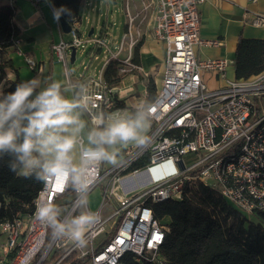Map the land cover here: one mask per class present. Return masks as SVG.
Instances as JSON below:
<instances>
[{"label": "built area", "instance_id": "built-area-1", "mask_svg": "<svg viewBox=\"0 0 264 264\" xmlns=\"http://www.w3.org/2000/svg\"><path fill=\"white\" fill-rule=\"evenodd\" d=\"M205 1L153 0L142 7L150 13L154 40L164 49L162 78L152 101L156 111L148 132L151 142L146 147L126 149L115 165L99 166L90 193L97 187L101 189L102 200L91 210L99 214L100 222L86 233L88 245L79 248L69 240H53L51 230L35 219L38 197L52 200L61 218L89 210V205L83 209L73 207L75 193L62 190L63 180L49 179L47 183L42 181L31 215L0 223L6 259L0 264H120L126 253L133 254L137 261L161 264L159 250L168 229L154 218L151 205L181 201L196 183L217 191L242 214L264 213V69L249 79H226L233 61L197 60V47L222 45L217 39L200 37L199 10ZM0 3L15 9L13 0ZM125 17L116 52H109L110 35L106 29L91 38L98 51L92 59L99 60V54L107 58L96 77L84 78L77 84L90 85L105 112L118 109L123 95L118 88L107 87L104 71L119 54L126 53L118 69L119 75L125 73L131 67L137 41L132 35L137 15H130L127 5ZM244 17L252 27L264 28V15L247 12ZM70 27L71 41L52 45L57 62L63 65L72 48L75 56L83 53L80 19L72 21ZM2 55L0 45V62ZM24 61L31 71L36 69L30 57ZM203 74L224 79V84L210 89ZM83 115L91 126L88 114ZM142 160L146 164L138 168ZM155 166L166 167L167 173L155 179L151 172ZM110 202L113 207L106 210Z\"/></svg>", "mask_w": 264, "mask_h": 264}, {"label": "clouds", "instance_id": "clouds-1", "mask_svg": "<svg viewBox=\"0 0 264 264\" xmlns=\"http://www.w3.org/2000/svg\"><path fill=\"white\" fill-rule=\"evenodd\" d=\"M45 84L40 88L36 77L17 83L12 92H0V152L15 153L24 176L35 171L45 183L63 180L62 190L75 193L73 207L83 209L101 164L115 165L129 144L146 147L151 142L148 132L156 105L143 99L132 109L105 112L90 85L58 80ZM67 91H72L71 99L63 94ZM84 113L91 123L86 143L80 137L86 127ZM34 215L51 230L53 240H69L79 248L88 245L86 233L100 222L90 209L61 218L53 201L43 197H38Z\"/></svg>", "mask_w": 264, "mask_h": 264}, {"label": "trees", "instance_id": "trees-1", "mask_svg": "<svg viewBox=\"0 0 264 264\" xmlns=\"http://www.w3.org/2000/svg\"><path fill=\"white\" fill-rule=\"evenodd\" d=\"M56 13L68 23L79 18L84 0H49ZM34 6H37L34 3ZM15 9L0 3V45L3 55L0 62V81L3 93L12 92L18 80L9 81L4 70L10 67L5 59V50L19 40V30L13 22ZM132 62L138 66L137 49ZM234 78L249 79L264 69V39H246L239 36L233 56ZM121 61L112 60L103 74L108 88H119L122 77L118 69ZM157 88L153 80L146 86V97L153 101ZM119 108H125L119 101ZM89 130V121L86 119ZM22 142V137L17 143ZM145 160L138 162L144 167ZM15 165V170H13ZM22 165L15 153L0 152V223L18 216H29L34 211L33 200L41 188L42 180L35 171L28 176L21 173ZM154 218L165 225L168 231L159 250L161 264H264V213L245 215L227 203L215 190L196 183L191 186L181 201L151 205ZM247 217L250 218L247 221ZM70 264H84L72 261ZM120 264H157L137 261L126 253Z\"/></svg>", "mask_w": 264, "mask_h": 264}, {"label": "crops", "instance_id": "crops-1", "mask_svg": "<svg viewBox=\"0 0 264 264\" xmlns=\"http://www.w3.org/2000/svg\"><path fill=\"white\" fill-rule=\"evenodd\" d=\"M151 1L153 0H150V2ZM148 2L149 1L146 3ZM34 3L37 6H34ZM13 6L15 7L13 22L19 30V41L5 50L4 57L10 62V67L4 70L7 80H18L21 82L39 77L41 80L40 88H43L46 87L45 82H50L52 80H58L62 84L69 81L70 84L77 85L82 79L93 76L95 69L93 63L98 60L94 61L92 56L98 53L97 49L93 48L87 52L85 57L89 61V66H87L85 73L82 74L75 72V70L69 66L71 65L70 58L66 65L57 62L52 51V45L59 41L68 42L67 40L69 39H66V35L60 30L57 13L49 0H38L36 2L31 0H13ZM134 9L133 7L134 13L131 14L128 6L130 15L136 14V10ZM93 10V0H84L78 18L81 21V27L79 29L81 38L87 32L89 33L90 30H93L91 35L95 31L93 28L89 29L87 25L89 20L87 13ZM247 12L264 15V0H255L254 2L250 0H206L199 10L200 37L202 39H217L221 41L222 45L219 47H197L195 50L197 60L228 59L233 61L234 51L239 36L246 39H264V28H254L249 25L247 19L244 17ZM82 19L86 20V26H82ZM139 20L141 24L144 22L143 18H138V23ZM148 20L147 24L143 25L144 27L142 26L141 28L143 30L142 32H144V34H142L145 37L137 49L139 64L136 66L131 62V67L139 69L146 76L150 74L153 77L150 78L153 80L158 90L162 78L164 49L162 44L155 40H153L154 44L149 43L148 40L151 38L152 34V23L150 19ZM105 29L110 35L107 38L110 43L109 52L114 53L115 46L117 45V38L119 36L112 31L111 27L103 23L93 36L104 32ZM149 32L151 33L148 34ZM135 51L136 49L133 53H135ZM124 54L126 55V53ZM101 56L102 54H99V59ZM118 56L117 60L124 58V56L121 58H118ZM25 57H30L36 62L37 66L34 71L27 68L24 61ZM81 64L83 65V63ZM135 76V73L127 74L118 88L123 95L122 101L124 107L129 109H132L140 100L146 97L145 85L142 89L143 94L138 91V94L134 95L136 93V88L134 86L136 81ZM203 78L210 89H216L224 84V79H220L213 74H203ZM226 79H235L233 64L230 65L226 71ZM4 86L3 81H0V92L3 91ZM39 90L40 89H37V91ZM63 94L69 99H71L73 95L72 91H67ZM81 119L86 121L87 118L82 115ZM88 126L90 129V124ZM88 131L86 125L85 129L80 134L81 139H83L85 143ZM134 146L136 145L130 144L129 146H125L121 149V153ZM34 155L38 154L34 153ZM1 234L0 232V235ZM1 236L3 237L0 238V261L3 260L5 262V252L3 251L5 236Z\"/></svg>", "mask_w": 264, "mask_h": 264}, {"label": "rangeland", "instance_id": "rangeland-1", "mask_svg": "<svg viewBox=\"0 0 264 264\" xmlns=\"http://www.w3.org/2000/svg\"><path fill=\"white\" fill-rule=\"evenodd\" d=\"M147 1H149L148 3H150V0H93V6H94V10L93 11H88L87 15H88V28H93L95 29L94 33L91 36H88V32L82 36V49H83V53L80 54V52H77L76 57H75V61L69 65L71 68H73L75 70V72H78L80 74L85 73V70L83 69V65H85V67L89 66V61L87 60V58L85 57L87 52H89L91 49L94 48L92 42H91V38H93L94 34H96V30H98L99 26H101L103 23H106L109 27L112 28V31L115 32V34H118V38H117V44L121 39L122 36V32H123V27L126 24V17H125V13H126V5L129 6V10L130 13H134L133 11V7L135 8V15H137L136 19H135V26L132 29V35L133 37L137 40L135 43V47L132 50V58H133V52L135 49H138V47L141 45L143 38L145 37L143 34L144 32H142L143 30L141 29L143 25H146L147 22L149 21L148 19H150V13L149 12H145L144 10H140L142 9V7L144 5H147L148 3H146ZM127 3V4H126ZM87 18V19H88ZM138 18L144 20V22L141 24L140 20L138 23ZM85 19H82V26H84L86 24ZM86 26V25H85ZM144 27V26H143ZM146 27V26H145ZM89 31V30H88ZM98 32V31H97ZM138 32H140V35H138ZM143 33V34H142ZM151 32H149L148 34H150ZM66 39L68 42L71 41V37L70 34H65ZM154 38L151 34V38H149V43H153L154 44ZM118 49V45L115 46V51ZM125 54L122 53L118 56V58L123 57ZM107 58V57H105ZM105 58H103V56L100 57V59L97 62H94L93 64L95 65V69L93 72V76L96 77L97 76V71L101 68L102 62L105 60ZM131 58V59H132ZM132 62V60H131ZM83 63V65L81 64ZM132 64V63H131ZM127 71L123 74H121L122 80L124 79V77L127 74H131V73H135V77H136V81H135V88H136V94H138V91L142 93V89L143 86H147L148 81L151 79L150 77H152L150 74H148L147 76L144 75L139 69H135L132 67H127L126 69ZM153 78V77H152ZM152 80V79H151ZM138 96V95H137ZM264 102V101H263ZM130 145V144H129ZM128 145V146H129ZM107 166H110V164H102L103 168H106ZM89 209L90 210H94L97 208V206L99 205V203L102 200V193H101V189L99 187L95 188L92 190V192L90 193L89 197ZM111 207H113V203L110 202V204L108 205V208H106V210L110 209ZM250 218L247 217V221H249ZM2 235V234H1ZM0 235V238L3 237ZM86 264V263H84Z\"/></svg>", "mask_w": 264, "mask_h": 264}, {"label": "water", "instance_id": "water-1", "mask_svg": "<svg viewBox=\"0 0 264 264\" xmlns=\"http://www.w3.org/2000/svg\"><path fill=\"white\" fill-rule=\"evenodd\" d=\"M57 20L59 23V27L60 30L62 31V33L64 34H69L70 33V23H68L63 17H61L59 14H57ZM93 30H90L88 33V36L91 35ZM70 63L72 64L74 62L75 59V49L72 48L70 50ZM152 175L154 176L155 179H158L160 177H162L165 173H167V168L164 167L162 168L161 166H155L151 169Z\"/></svg>", "mask_w": 264, "mask_h": 264}, {"label": "snow or ice", "instance_id": "snow-or-ice-1", "mask_svg": "<svg viewBox=\"0 0 264 264\" xmlns=\"http://www.w3.org/2000/svg\"><path fill=\"white\" fill-rule=\"evenodd\" d=\"M156 238H157V239H160V237H159V236H157Z\"/></svg>", "mask_w": 264, "mask_h": 264}, {"label": "bare ground", "instance_id": "bare-ground-1", "mask_svg": "<svg viewBox=\"0 0 264 264\" xmlns=\"http://www.w3.org/2000/svg\"><path fill=\"white\" fill-rule=\"evenodd\" d=\"M153 178V177H152Z\"/></svg>", "mask_w": 264, "mask_h": 264}]
</instances>
